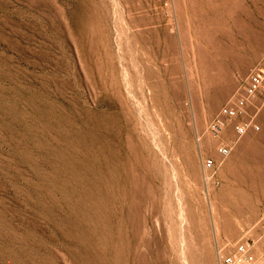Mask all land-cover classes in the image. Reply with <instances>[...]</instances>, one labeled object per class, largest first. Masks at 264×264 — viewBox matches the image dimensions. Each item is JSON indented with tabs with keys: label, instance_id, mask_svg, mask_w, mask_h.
Returning a JSON list of instances; mask_svg holds the SVG:
<instances>
[{
	"label": "rangeland",
	"instance_id": "rangeland-1",
	"mask_svg": "<svg viewBox=\"0 0 264 264\" xmlns=\"http://www.w3.org/2000/svg\"><path fill=\"white\" fill-rule=\"evenodd\" d=\"M256 73L264 0H0V264L264 262Z\"/></svg>",
	"mask_w": 264,
	"mask_h": 264
},
{
	"label": "built area",
	"instance_id": "built-area-1",
	"mask_svg": "<svg viewBox=\"0 0 264 264\" xmlns=\"http://www.w3.org/2000/svg\"><path fill=\"white\" fill-rule=\"evenodd\" d=\"M264 79V76L260 73L254 74L248 83L246 93L251 95L254 93L256 89L260 87ZM244 105V101L240 100L234 106H227L221 109V115L226 117H234L239 112V109ZM223 127V122L221 120H217L213 123L212 128L215 132H219ZM251 127L250 123L239 124L234 127V132L241 136L245 133V131ZM257 128V127H256ZM229 146L222 145L219 147V152L222 155H227L229 153ZM207 167L212 165L211 160H207ZM254 242H240L237 244L236 250L231 255H227L222 259V264H264L261 261L260 256L255 252Z\"/></svg>",
	"mask_w": 264,
	"mask_h": 264
},
{
	"label": "bare ground",
	"instance_id": "bare-ground-1",
	"mask_svg": "<svg viewBox=\"0 0 264 264\" xmlns=\"http://www.w3.org/2000/svg\"><path fill=\"white\" fill-rule=\"evenodd\" d=\"M181 236V235H180ZM182 238V237H181ZM186 257V256H185Z\"/></svg>",
	"mask_w": 264,
	"mask_h": 264
}]
</instances>
